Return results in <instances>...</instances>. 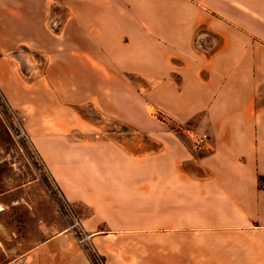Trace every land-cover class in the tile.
I'll return each mask as SVG.
<instances>
[{
	"label": "crops",
	"instance_id": "0c3cea01",
	"mask_svg": "<svg viewBox=\"0 0 264 264\" xmlns=\"http://www.w3.org/2000/svg\"><path fill=\"white\" fill-rule=\"evenodd\" d=\"M0 91L105 264H264V0H0ZM46 206L5 264H89Z\"/></svg>",
	"mask_w": 264,
	"mask_h": 264
},
{
	"label": "rangeland",
	"instance_id": "374dc122",
	"mask_svg": "<svg viewBox=\"0 0 264 264\" xmlns=\"http://www.w3.org/2000/svg\"><path fill=\"white\" fill-rule=\"evenodd\" d=\"M27 54L28 50L24 49L14 54V58L18 63L20 62L18 66L20 77L29 84L42 78L46 66L40 62H37L35 66L27 65L24 60ZM12 109L15 108L10 106L0 91V206L5 209V212L0 214V264H5L23 251L25 245L28 244L27 240L34 242L39 237L32 229L29 232L26 228L29 224H37L36 219L39 217L47 216L49 208L46 209V205L48 203L55 213L57 212L56 205L62 208V201L57 194L56 186L35 147V142L28 132H25L22 117ZM12 113L17 120L16 126H14ZM81 113L82 118L91 122L93 126L106 122L104 125L106 132L112 133V136L115 135L114 133H120L123 137L129 136L128 129L115 124L114 119L104 117L91 106L82 109ZM19 125L24 135L16 140L11 132L12 129L18 130ZM91 131L92 135L99 134V131L93 129ZM201 135L206 134H192L191 136ZM56 214L65 226L62 216L58 212ZM102 260L104 261L103 258ZM253 260L258 261V259Z\"/></svg>",
	"mask_w": 264,
	"mask_h": 264
},
{
	"label": "built area",
	"instance_id": "2783aa9c",
	"mask_svg": "<svg viewBox=\"0 0 264 264\" xmlns=\"http://www.w3.org/2000/svg\"><path fill=\"white\" fill-rule=\"evenodd\" d=\"M12 119L14 121V126H16L17 120L13 113H12ZM11 135L12 137H14V139L18 140L24 135V131L19 125L18 130L12 129ZM191 139L195 148H201L204 146L207 140V136L206 135H201L199 137L191 136ZM56 208L58 214L62 216V219L65 222L66 232L73 237L76 245L82 251L86 259L88 260L89 264H105L101 256L93 249L91 243V235L87 234L83 230L79 219L77 218L73 210L69 207V205L64 201H62V208L58 207L57 205Z\"/></svg>",
	"mask_w": 264,
	"mask_h": 264
},
{
	"label": "trees",
	"instance_id": "16d2710c",
	"mask_svg": "<svg viewBox=\"0 0 264 264\" xmlns=\"http://www.w3.org/2000/svg\"><path fill=\"white\" fill-rule=\"evenodd\" d=\"M258 184L260 186L264 185V178H258Z\"/></svg>",
	"mask_w": 264,
	"mask_h": 264
}]
</instances>
